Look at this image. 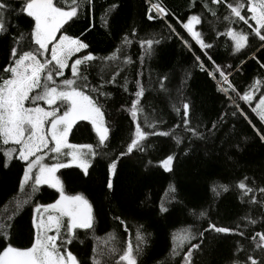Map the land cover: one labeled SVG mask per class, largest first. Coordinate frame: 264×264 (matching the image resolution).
Returning <instances> with one entry per match:
<instances>
[{"label": "trees", "instance_id": "trees-1", "mask_svg": "<svg viewBox=\"0 0 264 264\" xmlns=\"http://www.w3.org/2000/svg\"><path fill=\"white\" fill-rule=\"evenodd\" d=\"M156 3L166 7L170 14L163 20L158 17L148 20L149 14L156 17L155 11L149 13V8ZM190 3L191 0H93L90 12H82L75 22H71L70 26L66 25L68 34L72 36H81L84 33L81 38L90 45L88 51L99 57L112 53L120 46L126 34H129L132 41L121 54V59L127 55L132 63L125 66L116 85L106 86V90L111 92L105 105L107 119L112 126L110 155L118 152L129 136V117L120 110L122 104L127 106L130 103L129 93L123 92L119 86L124 83V77H127L129 92H134L137 73H142L139 78L146 89L142 103L148 113L162 119L163 123L158 130H169L179 122L180 117L172 110V104L180 106L181 99L191 102L192 125L199 126L205 136H208L211 123L217 122L221 115L228 113L219 130L208 139L190 141L183 127L175 129L176 135L184 137L179 145L169 137H149L145 152H135L118 162L117 175L113 177V192H108L105 187L108 162L106 157L94 160L87 176L75 167L61 169L57 173L67 194H83L93 207L94 229L90 232L78 230L77 239L68 246L82 264H91L94 244L103 245L104 240L108 239L107 234L115 233L121 246L128 239L135 244V233L140 226L147 238V244L139 257V264H177L179 257L171 256L173 235L177 237L176 243L180 244L183 230L188 227L193 232L203 231L209 222L218 226L235 227L238 223L242 224L241 218L246 214L258 220L264 215V209L241 203L239 192L234 187L245 176L250 178V183L254 180L257 185H262L264 142L259 140L246 120L231 115L228 96L218 91L220 83L221 87L228 88L219 73H215V79L208 75L215 71V61V65L224 68L226 73H231L228 80L238 91L243 92L254 79L264 78V69H260L257 62H264V49L258 51L259 42L250 35L249 46L234 52L230 37L221 35L226 30L222 20L225 8L221 6L216 9L220 16V20L216 21L203 9L202 0H196L195 6L191 8ZM18 4L19 0H14V5ZM113 4L118 7L107 17L108 25L105 27L101 16ZM191 14L202 15V23L196 26V30L203 33L206 43L213 45L211 49L202 52L200 46L176 22L177 19H186ZM11 24L17 26L11 29L12 32L23 31L27 34L30 18L13 15ZM168 24L189 42L191 50L177 35L169 31ZM232 27L237 31L248 30L242 22L233 24ZM133 28L136 29V36L130 35ZM146 39L159 40V43L152 45L150 55L142 52L139 43ZM10 42L11 35L0 36V65L5 62ZM254 55L256 59H253ZM208 56H211V60ZM196 57H200V60L197 61ZM200 62H203L205 70L201 69ZM96 71L98 69L93 71V76ZM66 75H70V72H66ZM162 76L168 78L165 81L167 92L160 90L159 77ZM263 91L264 88L254 96L252 107ZM228 95L236 99L249 113L255 127L264 131V124L251 113L249 105L239 101L230 90ZM94 137L95 133L90 131L87 122H78L69 136V141L95 145ZM186 150L187 155L184 154ZM173 153L176 155L174 171L167 173L160 167L159 162ZM22 167V162L15 159L4 167L3 154L0 152V218L6 215L5 206L10 212L13 207L11 202L17 198L22 199L28 191L27 188L24 192L19 190ZM170 184L176 187L175 200L171 202L167 191ZM213 184H228L230 190L216 197L211 191ZM55 198L54 190L46 186L35 197L39 202H52ZM161 202L169 208L167 213L159 212ZM201 211L206 213L204 217H199ZM115 215L126 220L127 233L113 220ZM262 227L264 224L261 223L254 226L257 231ZM10 236V243L14 247L30 246L33 239L30 207H25L15 217ZM205 237L201 250L194 256L196 264H231L235 241L241 238L214 232L205 233ZM5 243L0 239V250ZM191 243H199V240ZM242 243L247 244L246 241ZM187 246L188 243L185 242V251ZM240 259H244L243 254ZM108 264L113 262L109 261Z\"/></svg>", "mask_w": 264, "mask_h": 264}, {"label": "snow or ice", "instance_id": "snow-or-ice-1", "mask_svg": "<svg viewBox=\"0 0 264 264\" xmlns=\"http://www.w3.org/2000/svg\"><path fill=\"white\" fill-rule=\"evenodd\" d=\"M196 0H191L189 7L195 6ZM203 9L216 20H220L217 8L223 6L226 10L222 20L226 30L221 35H227L232 40L234 52L249 46V36L259 42V50L264 49V0H202ZM93 0H19L18 6L14 0H0V36L11 35L5 62L0 65V152L3 154L4 167L13 159L22 162V175L19 179V190L28 191L25 196L12 201L9 212L5 206L6 215L0 218V239L6 243L0 250V264H82L76 255L69 250V245L77 239L78 230L90 232L94 229L95 216L93 207L83 194L69 195L65 191L64 183L57 173L61 169L75 167L87 176L93 161L98 157H106L105 187L108 192L115 189L113 177L117 175L118 162L135 152H145L149 137H169L177 145L182 143L184 137L178 136L175 129L183 127L188 139H208L219 130L228 113H224L217 122L211 123L208 136H205L199 126L191 122V102L181 99L180 106L172 104V110L180 117L178 123L166 131L158 130L163 123L162 119L148 113L142 103L146 89L141 83L137 73L135 80L136 90L129 92L127 77L119 85L123 92L129 93L130 103L121 105L120 110L129 117V136L120 150L109 154L110 136L112 126L107 119L108 113L105 105L111 97L106 90L107 85H116L117 78L124 71L125 66L132 63L127 55L121 59V54L132 41L126 34L120 46L105 57L94 55L88 51L90 45L81 36H72L67 32V26L75 22L80 14L91 11ZM216 6V8L212 7ZM118 5H110L101 16L105 27L108 25L107 17ZM155 11L156 17L149 14L147 19H165L170 13L160 3L152 4L149 13ZM24 16L30 18V28L25 34L23 31L12 32L17 28L11 24V17ZM202 15L191 14L186 19H177V23L200 46L202 52L211 49L212 44L206 43L203 33L196 30L202 23ZM243 23L246 30L237 31L233 24ZM91 27V26H90ZM169 31L177 35L186 47L191 45L176 29L168 24ZM87 31V30H86ZM59 34V35H58ZM131 36H136L133 28ZM140 46L144 54H151L152 45L159 40H141ZM145 45L147 47H145ZM207 55V52L204 53ZM211 60V56H208ZM253 59H256L255 55ZM199 61L200 57H196ZM143 56H141V63ZM260 69H264V62H259ZM214 72L208 75L220 78L228 88L218 87L231 102V115L243 118L256 132L261 142H264V131L257 129L249 118V113L228 95L229 90L236 94V98L249 105L251 113L255 114L259 122L264 124V92L259 102L252 107L257 91L264 88V78L254 79L243 92L238 91L228 80L230 72L215 65ZM202 70L203 62H200ZM231 68V65H228ZM98 69L93 76V71ZM70 72V75H66ZM90 76L92 77L90 79ZM167 76L159 77L160 90L167 92L165 81ZM98 81V82H97ZM78 122H87L90 131L95 133V145L92 143H71L69 136ZM187 155V150L184 153ZM176 155L168 154L159 162L160 167L167 173L174 171ZM151 164V161H149ZM245 176L234 187L239 192V200L250 207L256 206L264 209V181L257 185L255 181L249 182ZM54 190L56 198L52 202H39L35 199L44 187ZM228 184H213L211 191L219 197L228 192ZM170 201L175 200L176 187L169 185ZM31 208V226L33 239L29 247H14L10 243V231L15 217L24 210ZM169 208L164 202L159 206L160 213H167ZM199 217L206 213L201 211ZM113 220L128 232V224L119 215ZM242 224L235 227L218 226L209 222L203 231L193 232L191 227L183 230L180 244L173 235L171 256L179 257L177 264H196L194 256L201 250L205 233L234 235L241 238L235 241L234 258L231 264H264V227L255 230L258 223L264 224V215L257 218L245 215L241 218ZM108 239L103 245L92 248L91 264H139V257L147 244V238L142 226L135 233V244L128 239L121 246L115 233L107 234ZM97 240L101 238H96ZM199 240V243H191ZM246 241L247 244L242 243ZM185 242L188 243L184 250ZM244 259H240V255ZM118 257V258H117Z\"/></svg>", "mask_w": 264, "mask_h": 264}, {"label": "rangeland", "instance_id": "rangeland-1", "mask_svg": "<svg viewBox=\"0 0 264 264\" xmlns=\"http://www.w3.org/2000/svg\"><path fill=\"white\" fill-rule=\"evenodd\" d=\"M230 39H231V38H230ZM221 85H222V84L220 83L219 86L221 87ZM258 92H259V91H257L256 94H258ZM263 92H264V91H263ZM256 94H255V95H256ZM260 96H261V95H260ZM259 98H260V97H259ZM259 98H258L257 101L254 103L253 107H255L256 104L259 102ZM73 167H74V166H73ZM161 168H162V167H161ZM162 169H163V168H162Z\"/></svg>", "mask_w": 264, "mask_h": 264}]
</instances>
